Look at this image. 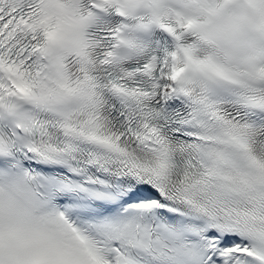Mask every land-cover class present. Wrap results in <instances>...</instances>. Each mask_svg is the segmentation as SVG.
Returning <instances> with one entry per match:
<instances>
[{
	"label": "snow or ice",
	"instance_id": "obj_1",
	"mask_svg": "<svg viewBox=\"0 0 264 264\" xmlns=\"http://www.w3.org/2000/svg\"><path fill=\"white\" fill-rule=\"evenodd\" d=\"M0 264H264V0H0Z\"/></svg>",
	"mask_w": 264,
	"mask_h": 264
}]
</instances>
